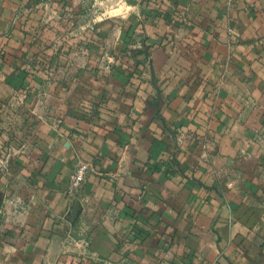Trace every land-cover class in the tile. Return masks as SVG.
I'll return each mask as SVG.
<instances>
[{
    "label": "crops",
    "instance_id": "0c3cea01",
    "mask_svg": "<svg viewBox=\"0 0 264 264\" xmlns=\"http://www.w3.org/2000/svg\"><path fill=\"white\" fill-rule=\"evenodd\" d=\"M0 264H264V0H0Z\"/></svg>",
    "mask_w": 264,
    "mask_h": 264
},
{
    "label": "built area",
    "instance_id": "2783aa9c",
    "mask_svg": "<svg viewBox=\"0 0 264 264\" xmlns=\"http://www.w3.org/2000/svg\"><path fill=\"white\" fill-rule=\"evenodd\" d=\"M90 165L86 162L79 163L70 177L67 191L70 195H74L83 185L86 180Z\"/></svg>",
    "mask_w": 264,
    "mask_h": 264
},
{
    "label": "rangeland",
    "instance_id": "374dc122",
    "mask_svg": "<svg viewBox=\"0 0 264 264\" xmlns=\"http://www.w3.org/2000/svg\"><path fill=\"white\" fill-rule=\"evenodd\" d=\"M109 9H110V12L111 13H115L117 12L118 10H116L114 7L112 8H108L106 5H101L100 7H94L93 8V13L95 16H97L98 14L99 15H104V14H109Z\"/></svg>",
    "mask_w": 264,
    "mask_h": 264
}]
</instances>
